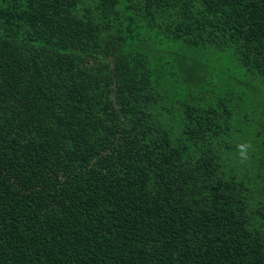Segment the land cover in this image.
Instances as JSON below:
<instances>
[{
	"label": "trees",
	"instance_id": "16d2710c",
	"mask_svg": "<svg viewBox=\"0 0 264 264\" xmlns=\"http://www.w3.org/2000/svg\"><path fill=\"white\" fill-rule=\"evenodd\" d=\"M0 264H264V0H0Z\"/></svg>",
	"mask_w": 264,
	"mask_h": 264
}]
</instances>
